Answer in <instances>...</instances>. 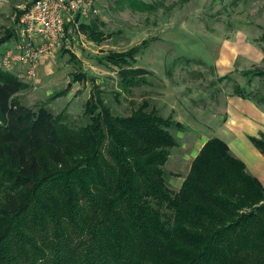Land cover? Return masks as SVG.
I'll return each mask as SVG.
<instances>
[{
  "label": "trees",
  "instance_id": "obj_1",
  "mask_svg": "<svg viewBox=\"0 0 264 264\" xmlns=\"http://www.w3.org/2000/svg\"><path fill=\"white\" fill-rule=\"evenodd\" d=\"M80 28L105 40L96 22ZM15 37L11 27L0 44ZM149 42L100 60L129 95L154 75L137 65ZM72 78L95 80L81 69ZM28 88L0 68V264H264V186L225 141L209 139L176 189L166 165L178 127L149 100L115 115L94 85L88 123L72 126L65 112L23 104ZM250 140L264 156V133Z\"/></svg>",
  "mask_w": 264,
  "mask_h": 264
},
{
  "label": "rangeland",
  "instance_id": "obj_2",
  "mask_svg": "<svg viewBox=\"0 0 264 264\" xmlns=\"http://www.w3.org/2000/svg\"><path fill=\"white\" fill-rule=\"evenodd\" d=\"M33 1L0 0V38L11 27L16 31L18 14ZM95 1L101 10L100 15L81 20L77 25L72 22L68 24L69 39L72 36L77 39L72 44L73 50L64 44L42 57L36 85L18 72L17 75L29 84V88L20 94L23 104L33 110L46 104L55 114L65 112L72 126H82L88 123L84 115L85 104L95 85L99 86L101 95L115 115H129L143 100L153 103L163 116L172 111L177 113L173 114L177 117L180 116L179 112L194 114L195 105L203 107L200 101L205 102L208 92L219 88L211 63L231 47L237 49L242 66L240 73L234 76L238 83H232L230 79L225 89L234 92L235 84H240L245 85L243 93L250 94L253 99L256 93L264 95V80L255 76L253 71L256 68L264 69V0ZM146 6L152 8L146 9ZM82 22H96L98 31L105 33V40L101 43L90 41L80 28ZM146 39H150V42L137 54V65L153 71L154 75H146L150 85L134 88L129 95L120 85L117 69L100 60L110 51H126ZM8 43L0 44V59ZM66 50L76 56L82 67L79 68L75 60L71 61V54ZM79 69L95 80L73 83L72 75ZM61 91L67 92L49 100ZM257 102L260 103L259 98ZM210 109L204 118L213 112ZM177 123L182 126L181 121L176 122V126ZM196 125L201 130L205 128L203 124ZM172 132L179 138L180 129H172ZM196 133V130H189L187 135ZM184 142L179 138L180 146L173 149L166 165L170 180L188 173L191 156H188V163L180 161L183 156L180 147Z\"/></svg>",
  "mask_w": 264,
  "mask_h": 264
},
{
  "label": "crops",
  "instance_id": "obj_3",
  "mask_svg": "<svg viewBox=\"0 0 264 264\" xmlns=\"http://www.w3.org/2000/svg\"><path fill=\"white\" fill-rule=\"evenodd\" d=\"M232 48H228L229 51L222 52L221 56L215 62L211 63V69L216 74L215 78L222 79L219 81L215 79V83L218 84L219 88L215 91L210 90L208 92L205 96L207 102L200 101L203 102L201 104L204 106L197 107L199 104H194L196 106L194 114L189 115L179 112L180 116L177 117L173 116V114L177 115V113L172 111L171 113L165 114L164 117H172L175 122H182V126L178 127V130H181L179 132V138L182 139V142L186 140V143L181 144L180 148L183 156L180 158V161L182 163H188L187 160L190 155L191 161L188 164V169H190L194 158L198 155L205 143L209 139L216 137L227 143L232 154L243 161L247 171L256 177L264 186V156L250 140L251 137H259L261 133H264V103H258L252 97L242 98L235 95L233 90L225 89L226 83L230 79L232 83H238L234 76L236 73H240L239 68L242 66L241 61L239 62V58L237 57V49L234 50ZM244 63L246 64V61ZM202 64L206 65V62ZM240 86L244 88L245 85ZM208 103L210 106H208ZM210 108H212L213 112L211 111L209 117L204 118L206 111ZM196 124H203L205 127L203 128L204 131ZM189 130H196L197 133L195 135H187ZM179 138H177L178 142ZM186 175L170 180L171 185L176 189H180Z\"/></svg>",
  "mask_w": 264,
  "mask_h": 264
},
{
  "label": "built area",
  "instance_id": "obj_4",
  "mask_svg": "<svg viewBox=\"0 0 264 264\" xmlns=\"http://www.w3.org/2000/svg\"><path fill=\"white\" fill-rule=\"evenodd\" d=\"M16 25V37L6 47L0 68L21 75L36 85L42 57L66 44L72 49L67 25L100 15L95 0H36L23 10ZM79 18V19H78Z\"/></svg>",
  "mask_w": 264,
  "mask_h": 264
},
{
  "label": "water",
  "instance_id": "obj_5",
  "mask_svg": "<svg viewBox=\"0 0 264 264\" xmlns=\"http://www.w3.org/2000/svg\"><path fill=\"white\" fill-rule=\"evenodd\" d=\"M177 127H181V125H179V124L177 123Z\"/></svg>",
  "mask_w": 264,
  "mask_h": 264
}]
</instances>
